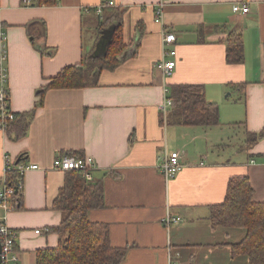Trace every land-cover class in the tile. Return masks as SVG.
Here are the masks:
<instances>
[{
	"label": "crops",
	"instance_id": "obj_1",
	"mask_svg": "<svg viewBox=\"0 0 264 264\" xmlns=\"http://www.w3.org/2000/svg\"><path fill=\"white\" fill-rule=\"evenodd\" d=\"M55 1L41 6L37 0H0L14 113L35 109L44 87L66 67L105 54L113 12H122L129 55L115 70L102 71L96 86L45 92L25 138L12 141L0 132V181L7 157L16 162L24 155L25 165L39 167L24 174L22 204L7 215L20 263L36 264L38 250L59 246L52 230L63 216L53 202L66 173L55 170L53 161L82 154L94 160V180L104 186L105 206L91 210L89 220L110 226L112 246L127 249L122 264H168L170 254L175 264H248L247 257H233L229 246L245 232L214 228L210 215L237 176L249 177L254 201L264 202V139L246 145L248 134L264 130V0L251 1L247 14L234 11L243 0H169L164 25L155 21L159 0ZM109 2L115 6L97 16L94 9ZM165 29L177 35L176 44L166 47L177 52L166 82L155 69ZM231 32L242 35V64L226 61ZM177 85L204 86L206 99L219 106L221 124L163 125L159 105ZM234 85H246L245 91ZM166 151L179 152L183 165L169 183L159 171ZM167 214L177 220L169 229L163 224Z\"/></svg>",
	"mask_w": 264,
	"mask_h": 264
},
{
	"label": "trees",
	"instance_id": "obj_2",
	"mask_svg": "<svg viewBox=\"0 0 264 264\" xmlns=\"http://www.w3.org/2000/svg\"><path fill=\"white\" fill-rule=\"evenodd\" d=\"M55 0H37L41 6H52ZM110 43L101 57H86L80 65L66 67L44 87L36 108L44 104V94L48 90L84 89L98 84L104 70H115L124 60L121 56L127 49L121 33L122 12L111 14ZM218 30V29H217ZM226 61L228 64H242L245 60V46L241 33L231 32L226 39ZM262 84L264 86V68ZM245 91L246 85L232 86ZM172 108L168 126L201 127L205 129L219 126L220 112L217 104L206 99L202 85H177L169 88ZM36 108L28 113L16 114L7 135L12 141L25 138L36 116ZM264 139V130L248 134V148ZM82 158V154H70ZM19 161V162H18ZM26 156L17 159L24 163ZM17 173L9 176L8 184L18 188ZM23 197L17 206L22 204ZM16 206V208H17ZM105 206L104 186L99 181H87L79 171L66 172L64 186L53 202V209L59 211L63 220L54 228L59 235V246L36 252V264H122L127 249L115 248L111 244L110 226L91 222L88 214L93 209ZM210 221L214 228L239 229L245 232L241 241L229 245L233 257L244 256L248 264H264V202L254 201V189L247 176L231 178L223 204L212 207Z\"/></svg>",
	"mask_w": 264,
	"mask_h": 264
},
{
	"label": "built area",
	"instance_id": "obj_3",
	"mask_svg": "<svg viewBox=\"0 0 264 264\" xmlns=\"http://www.w3.org/2000/svg\"><path fill=\"white\" fill-rule=\"evenodd\" d=\"M253 0H243L234 6L236 13L247 14L249 12V3ZM27 3V2H26ZM169 0H159L155 5V21L164 25L165 8ZM28 4V3H27ZM115 6L114 2L106 5H99L94 12L97 16H101L107 7ZM90 11L85 10V12ZM177 42V35L171 30L165 29L163 32V46L165 47L162 58L155 63V69L163 76L164 81H168L175 72L177 67V52L175 49L167 50L166 47L173 46ZM7 39L3 24L0 22V132L7 133L10 124L16 119V113L11 109V98L9 92V79L7 71ZM170 92L167 89L163 101L159 105L161 121L163 125L168 124V117L172 108V101L169 98ZM53 168L62 172L79 171L84 174L87 181L94 180L93 171L96 168L94 160L91 157H76L69 154L59 155L54 158ZM39 169L38 165L18 164L10 157L6 158L5 170L2 180L0 181V210L4 216L0 217V241L2 247L1 264H21L16 253L17 233L7 225V215L17 210L18 200L21 198L23 189V176L28 170ZM183 165L180 162V153L171 151L165 152L164 158L159 165V171L165 179L166 183L172 181L181 171ZM17 173L18 188L8 184L9 176ZM177 220L172 218L170 214L163 219L164 226L169 229L170 225L176 223ZM48 231V230H46ZM41 234L42 230L35 231ZM168 264H175L173 256L170 254Z\"/></svg>",
	"mask_w": 264,
	"mask_h": 264
},
{
	"label": "water",
	"instance_id": "obj_4",
	"mask_svg": "<svg viewBox=\"0 0 264 264\" xmlns=\"http://www.w3.org/2000/svg\"><path fill=\"white\" fill-rule=\"evenodd\" d=\"M112 32H113V30H108L104 34L103 40H104L105 44L107 45V47H108V45L110 43V38H111V33ZM127 55H129V52L125 51L124 55H122L121 59H124ZM1 261H2V247H1V241H0V264H1Z\"/></svg>",
	"mask_w": 264,
	"mask_h": 264
},
{
	"label": "rangeland",
	"instance_id": "obj_5",
	"mask_svg": "<svg viewBox=\"0 0 264 264\" xmlns=\"http://www.w3.org/2000/svg\"><path fill=\"white\" fill-rule=\"evenodd\" d=\"M173 126H170L169 128H172ZM225 133V132H224ZM238 134V133H237Z\"/></svg>",
	"mask_w": 264,
	"mask_h": 264
}]
</instances>
